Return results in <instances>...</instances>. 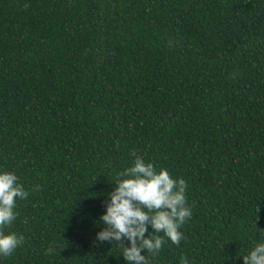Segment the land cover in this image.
Masks as SVG:
<instances>
[{
  "label": "trees",
  "instance_id": "trees-1",
  "mask_svg": "<svg viewBox=\"0 0 264 264\" xmlns=\"http://www.w3.org/2000/svg\"><path fill=\"white\" fill-rule=\"evenodd\" d=\"M133 151L192 208L152 264H243L264 238V0H0V167L29 191L0 264H126L96 233Z\"/></svg>",
  "mask_w": 264,
  "mask_h": 264
},
{
  "label": "clouds",
  "instance_id": "clouds-1",
  "mask_svg": "<svg viewBox=\"0 0 264 264\" xmlns=\"http://www.w3.org/2000/svg\"><path fill=\"white\" fill-rule=\"evenodd\" d=\"M131 156L132 163L117 173L115 187L108 193L106 210L100 217L103 227L96 233V240L124 245L119 248L126 264H152L151 258L158 255L166 239L179 244L184 238L181 226L192 216L186 198L187 182L171 176L165 167L157 169L135 151ZM28 195L17 174L0 167V258L10 256L24 243L23 234L5 229L18 215L17 200ZM149 226L153 231H148ZM242 259L243 264H264L262 234ZM179 264L191 262L182 255Z\"/></svg>",
  "mask_w": 264,
  "mask_h": 264
}]
</instances>
